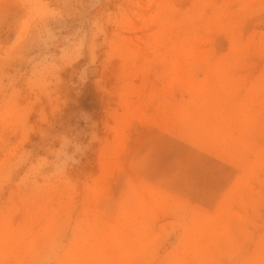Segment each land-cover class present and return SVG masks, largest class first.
Masks as SVG:
<instances>
[{
    "label": "rangeland",
    "instance_id": "374dc122",
    "mask_svg": "<svg viewBox=\"0 0 264 264\" xmlns=\"http://www.w3.org/2000/svg\"><path fill=\"white\" fill-rule=\"evenodd\" d=\"M0 264H264V0H0Z\"/></svg>",
    "mask_w": 264,
    "mask_h": 264
}]
</instances>
